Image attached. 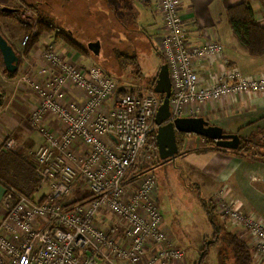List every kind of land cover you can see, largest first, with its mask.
Returning a JSON list of instances; mask_svg holds the SVG:
<instances>
[{"label": "built area", "instance_id": "built-area-1", "mask_svg": "<svg viewBox=\"0 0 264 264\" xmlns=\"http://www.w3.org/2000/svg\"><path fill=\"white\" fill-rule=\"evenodd\" d=\"M158 7L159 51L172 87L168 122L198 117L203 105L228 96L264 93V77H246L233 66L202 86L197 64L223 56L224 47L186 39L179 0H159ZM43 58L49 68L40 81L25 80L40 101L31 118L45 139L34 167L40 187L28 197L5 186L0 264H184L164 228L154 177L143 171L154 158L146 146L162 98L131 89L118 98L115 78L64 58L52 44ZM73 90L80 98L71 97ZM46 117L61 124V134L47 130ZM5 145L15 148L13 140ZM71 193L83 198L71 201ZM214 201L226 223L248 234L254 264H264V220L224 194Z\"/></svg>", "mask_w": 264, "mask_h": 264}, {"label": "crops", "instance_id": "crops-1", "mask_svg": "<svg viewBox=\"0 0 264 264\" xmlns=\"http://www.w3.org/2000/svg\"><path fill=\"white\" fill-rule=\"evenodd\" d=\"M70 1L61 0L63 4ZM137 1L146 7L149 21L153 22L149 32L152 37L155 36L152 42L159 43L164 35V23L158 7L159 0ZM179 1V13L186 39L192 45L213 42L224 47L223 56L209 58L197 64V73L202 86H208L210 81L221 74L227 66L237 67L246 77H264V56L253 57L248 53L233 36L227 18L229 8L247 3L253 8L257 22L264 26V0ZM10 2L11 0H0V16L1 10L9 8ZM24 2L28 3L27 0ZM4 35L6 36L5 33ZM52 37L47 35L40 38L30 54L23 58L15 78L9 77L0 69V89L4 91L0 101V149L8 140H13L15 148L12 152L33 167L36 162V151L44 144L45 139L31 124L32 115L40 101L25 80L40 81V71L49 68L43 58V50L51 44L61 52L64 58L73 60L81 67H89L84 64V61L88 59L72 52L73 50L65 46L62 41ZM8 40L11 41L10 38ZM40 43H43L41 47L38 46ZM161 58L157 68L162 66L163 57ZM130 89L142 94L150 92L147 86L138 87V91L134 88ZM71 97L80 98L76 90H73ZM3 100L7 102H2ZM6 103L9 104L7 108H4ZM190 117L193 116L187 118ZM198 117L204 118L212 126L222 128L225 134H237L240 139H249L260 134L262 138L264 136V93L228 96L209 102L203 105ZM44 124L47 130L57 135L62 133L63 128L56 120L46 117ZM178 146L179 154L176 160H181L182 168L190 174L197 186H203L212 194L211 200L214 201L216 197L224 194L226 199L238 200L242 210L247 214L264 220V162L245 158L233 152L204 151L205 141L196 135L178 138ZM2 184L0 182V217L4 215L5 188ZM229 227L231 228L229 231L248 237L243 229L232 225ZM171 239L173 240L172 237ZM248 240L250 243L249 237Z\"/></svg>", "mask_w": 264, "mask_h": 264}, {"label": "rangeland", "instance_id": "rangeland-1", "mask_svg": "<svg viewBox=\"0 0 264 264\" xmlns=\"http://www.w3.org/2000/svg\"><path fill=\"white\" fill-rule=\"evenodd\" d=\"M27 1L33 5H40L42 12L49 18L52 17L51 19L55 20L57 25L66 31L73 32V37L85 50L89 51L90 43H101L100 54L96 56L89 51L88 60L84 61V64L102 68L110 73L120 84L119 95L127 93L130 88L138 91V87L143 86H147L151 92L150 82L158 75L160 68L157 66L160 65L162 58L158 48L159 43L154 44L152 38L155 36L152 37L149 33L153 22L149 21L147 9L140 1L71 0L66 4H63L61 0ZM9 8L20 9L19 17L16 18L12 13L1 15L0 27L10 38L11 41H8L22 56V61L25 58L24 48L27 45L23 42L26 37L30 38V36L29 33L23 31L19 22L30 27L31 34H33L36 31L37 16L35 12L23 6L19 0H11ZM63 44L67 46L65 42ZM42 45L43 43H40L38 46ZM125 52L137 55L136 65L121 64L119 53ZM0 69L3 72L1 63ZM154 71L155 74L157 73L156 76L153 75ZM8 104L6 103L4 108H7ZM254 138L260 139V136ZM263 143L261 138V144ZM261 151L264 153V149ZM152 155L154 158L146 164L143 171L148 170V173L154 177L157 187L156 202L164 228L173 238L174 245L184 252V264H197L201 255L206 253L204 251L201 254L205 243L214 240L212 238L214 227L204 208V202L211 200L212 194L203 186L199 187L194 183L190 174L182 168L181 160L178 161L176 158L161 160L158 154L152 153ZM140 173L138 175H142ZM133 187L137 186L133 185ZM82 198L77 193L69 195V199L74 202ZM216 219L219 225L226 223L217 213ZM1 220L2 217H0V222ZM229 226L226 223L228 230L231 229ZM236 234L239 235L237 232ZM244 238L247 242L249 241L246 235ZM217 240L213 243L214 247L207 249L208 253L201 259V264H233L232 260L225 259L223 255V251L228 248L221 238Z\"/></svg>", "mask_w": 264, "mask_h": 264}, {"label": "trees", "instance_id": "trees-1", "mask_svg": "<svg viewBox=\"0 0 264 264\" xmlns=\"http://www.w3.org/2000/svg\"><path fill=\"white\" fill-rule=\"evenodd\" d=\"M21 4L29 10L36 13L37 21H36V31L31 34V29L23 22H19L21 24V28L23 31L29 33V42L24 48V56H28L33 49V47L40 41V38L43 36L51 35L54 36L56 40H60L65 42L67 46L71 47L76 54L81 55L83 58H88L87 56L90 54L89 51L85 50L83 46L73 37V32L69 30H64L59 25L55 23V20H52V17H48L47 14H44L40 8V5H33L30 3H25L24 0H19ZM22 9V8H21ZM20 9L17 13H12L16 18L19 17ZM5 13L2 12V15ZM228 23L233 33V36L246 48L248 53L253 57H263L264 56V26L260 25L255 17V13L251 5L247 3H242L236 6H233L227 11ZM1 35L8 41V38L4 35L1 27H0ZM9 42V41H8ZM10 45H12L9 42ZM13 46V45H12ZM14 48V46H13ZM16 51V49L14 48ZM17 52V51H16ZM20 57V63L22 56L17 52ZM125 53H119V59L121 64L124 65H136L137 64V55ZM0 63L3 68V72L11 78H15L18 75V72L15 74H9L4 66L2 55L0 52ZM165 64V60L163 58L162 65ZM125 67V66H123ZM127 67V66H126ZM161 67V66H160ZM159 67V68H160ZM105 71V70H104ZM107 72V71H105ZM108 73V72H107ZM159 73V72H158ZM110 74V73H108ZM158 76V75H157ZM157 76L150 82L151 91L155 87ZM0 93L2 97L4 96V91L0 89ZM118 98L121 95L117 96ZM162 98V97H161ZM2 99V98H1ZM163 99V98H162ZM1 101V100H0ZM157 129L153 131V133L149 136L146 150L153 154H158V145L156 141ZM182 136H187L186 134L177 133V141L178 138ZM253 136L249 139H241L240 147L236 150V155H240L245 158L255 159L257 161L264 162V153L261 151L264 149V143L261 144V134L260 139H255ZM259 137V136H257ZM202 138V137H201ZM205 141L206 147L204 151H218V152H230L228 150L221 149L216 146L215 141L210 139L202 138ZM262 141H264V136L262 137ZM0 182L2 185L10 186L17 190V192L26 195L28 197L33 196L37 189L40 187V179L37 176L35 169L33 166L26 163L25 160L20 159L15 153L9 151L4 144L0 149ZM204 208L208 215L209 221L211 225L214 227V235L212 238L214 240L212 242H206L204 245L205 251L201 258H204L208 251V248H212L213 243L217 242L218 238L222 239V242L227 250L223 251V255L225 259L232 260L233 264H254L252 249L249 241L247 242L244 238L243 234H236L235 232H231L227 229L226 223H222L219 225L216 219V206L213 200L205 201ZM218 215V214H217ZM219 216V215H218ZM208 246V247H207ZM228 254L230 256H228Z\"/></svg>", "mask_w": 264, "mask_h": 264}, {"label": "water", "instance_id": "water-1", "mask_svg": "<svg viewBox=\"0 0 264 264\" xmlns=\"http://www.w3.org/2000/svg\"><path fill=\"white\" fill-rule=\"evenodd\" d=\"M4 13H17L18 9L3 8ZM89 51L98 56L101 51V43H90ZM0 52L6 71L15 74L19 70L20 57L13 46L0 33ZM154 93L162 96V104L155 116V126L157 129L156 141L158 145V155L161 160H173L179 154L177 133L186 135H196L202 138L215 141L216 146L230 151H236L240 147L241 139L237 134H225L223 129L212 126L202 117L178 118L173 122H168L171 117L170 99L172 87L169 69L166 64L160 67L157 76ZM2 94L0 93V100Z\"/></svg>", "mask_w": 264, "mask_h": 264}, {"label": "flooded vegetation", "instance_id": "flooded-vegetation-1", "mask_svg": "<svg viewBox=\"0 0 264 264\" xmlns=\"http://www.w3.org/2000/svg\"><path fill=\"white\" fill-rule=\"evenodd\" d=\"M202 263V260H200L197 264H201Z\"/></svg>", "mask_w": 264, "mask_h": 264}]
</instances>
